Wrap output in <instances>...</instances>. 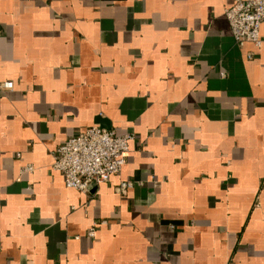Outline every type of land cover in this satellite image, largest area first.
Listing matches in <instances>:
<instances>
[{
    "label": "crops",
    "instance_id": "obj_1",
    "mask_svg": "<svg viewBox=\"0 0 264 264\" xmlns=\"http://www.w3.org/2000/svg\"><path fill=\"white\" fill-rule=\"evenodd\" d=\"M231 3L0 0V264H264V26L237 44ZM93 125L134 140L82 193L51 165Z\"/></svg>",
    "mask_w": 264,
    "mask_h": 264
},
{
    "label": "built area",
    "instance_id": "obj_2",
    "mask_svg": "<svg viewBox=\"0 0 264 264\" xmlns=\"http://www.w3.org/2000/svg\"><path fill=\"white\" fill-rule=\"evenodd\" d=\"M224 15L237 44L251 42L256 47L262 46L260 28L264 26V0H232L231 5L224 10ZM0 88L11 89L12 82H3ZM133 140L132 133L120 135L113 129L90 126L69 136L57 146L51 168L62 175L66 188L90 193L120 172ZM22 170L32 171L33 167L28 165ZM132 186L130 180L121 181L116 191L125 194ZM99 224H106V221L93 222L87 237H94Z\"/></svg>",
    "mask_w": 264,
    "mask_h": 264
}]
</instances>
